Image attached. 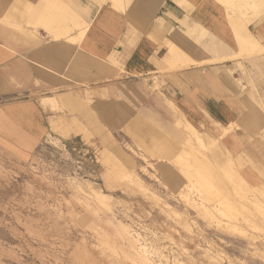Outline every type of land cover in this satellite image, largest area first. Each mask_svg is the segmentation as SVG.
Wrapping results in <instances>:
<instances>
[{"label": "crops", "instance_id": "obj_1", "mask_svg": "<svg viewBox=\"0 0 264 264\" xmlns=\"http://www.w3.org/2000/svg\"><path fill=\"white\" fill-rule=\"evenodd\" d=\"M39 1L0 0V151L31 159L44 142L53 146L50 119L67 108L107 147L115 140L99 121L113 124L121 113L145 121L160 115L162 132L181 143L180 112L264 169V13L230 25L216 0H58L85 26L80 39L76 29L70 33L71 43L52 39L38 22L26 26ZM237 37L253 41L252 53L236 61L242 68L226 60L239 51ZM154 80L165 101L153 98L156 110L134 114L125 104L146 103ZM89 103L103 105L105 115Z\"/></svg>", "mask_w": 264, "mask_h": 264}, {"label": "rangeland", "instance_id": "obj_2", "mask_svg": "<svg viewBox=\"0 0 264 264\" xmlns=\"http://www.w3.org/2000/svg\"><path fill=\"white\" fill-rule=\"evenodd\" d=\"M232 3L220 4L235 13L234 20L244 8L241 1ZM241 22L247 24L245 18ZM160 91V82L154 80L146 85V103L125 106L136 115L144 106L156 110L151 100L163 103L166 99ZM126 114H116L113 124L99 121L129 157L125 165L113 155L114 148L99 144L96 132L68 108L50 119L54 147L44 142L31 159L27 153L18 157L8 152L15 160L0 151V264H177L172 262L175 259L182 264H264V217L254 209V218L234 213L237 218L231 219L236 224L225 217L217 226L203 220L181 198L189 193V184L186 179L177 181L173 172H182L180 162L158 150V139L179 148L176 154L204 172L211 184L220 182L228 200H236L231 186L238 184L236 191L258 201L263 210L264 180L258 172L264 169L247 165L244 155H239L244 167L234 161L235 169L223 155L220 161L212 160L210 150L215 142L222 144L223 136L211 137L204 126L192 125L203 146L193 137L195 144L190 146L186 130L181 143L162 132L160 115L136 130ZM179 114V121H184ZM77 133L81 139H74ZM189 149L197 151V158ZM239 175L246 183L238 181ZM254 185L262 186L263 193ZM187 197L198 201L196 193ZM232 199L229 202L237 204ZM232 225L238 226L237 232L229 229Z\"/></svg>", "mask_w": 264, "mask_h": 264}, {"label": "bare ground", "instance_id": "obj_3", "mask_svg": "<svg viewBox=\"0 0 264 264\" xmlns=\"http://www.w3.org/2000/svg\"><path fill=\"white\" fill-rule=\"evenodd\" d=\"M216 1L223 3V4H227L228 7H229V5H232L233 4L232 2H234V1H235V3H236V1L237 2L241 1L243 8H244V12H242L239 16L242 18L247 16L248 19L252 20V21L258 19L264 13V0H226V1L225 0H216ZM224 8L226 10V6ZM226 12H227V18L229 19V20L228 19L227 20L230 22L232 21L231 23H233L232 19L234 18L235 13L233 12V14H232V12H229L228 9L226 10ZM17 20H18V17H17L16 21ZM36 22H38V24H40V26L44 27V29L49 34L52 35V39L64 38L66 41L71 42V43H74L76 41V38H74L73 36L70 35V33L73 30L76 29L78 31L77 39H80L82 37L83 32L85 30L84 29L85 26H83V24H82L83 22L81 23L79 21V19L76 17V15H74L69 9H67L64 5H62L58 0H40L39 4L36 7L32 8L29 19H28V21H26L25 24H26V26L27 25L30 26V24H31L32 26L36 27V24H34ZM12 24H14V23H12ZM16 26H18V25H16ZM11 28L15 29L14 27H11ZM33 30L34 29H31V31H33ZM236 42L238 44L239 51L237 52L236 55L228 57L226 60H230L232 62H235V66L242 68L241 64L239 62H236V61L244 53H247L248 55H250L252 53L249 47H251V43L253 41L251 39L243 40V39H241V37H237ZM245 56H247V55L245 54ZM169 62H171V61L168 60V63ZM213 62H215V61L214 60L209 61V63H213ZM193 63H195V62H193ZM168 69H170V68H168ZM228 73H229V71H228ZM230 74H231V72H230ZM57 104L60 106L61 109H63V107L61 106V104L59 102ZM89 107L91 110L93 109V111L99 115H101V112L106 111V108L101 104L97 105V104L89 103ZM118 111H120V110H118ZM128 116H129V119L133 121L132 126H134L136 128V130H139V128H141L143 126V123L145 122L144 119L140 118L139 116H130V115H128ZM176 126L182 130L184 129L183 131H185V130L187 131V135H189L188 136L189 138H188L186 143H188V145H190V143L195 144L194 141L191 140V137H193V138H195V141L198 143V145H200L201 147L203 146L202 142L199 139V136L197 134L198 132L195 131L196 128H194L192 126V124L189 123L186 119L184 121H182V120L178 121ZM158 140H160V142L158 144V150H161L166 158L176 157L177 161L180 162L179 164L182 168V172H180V173L179 172L178 173L173 172V175H175L177 181L182 182L184 179H186V181L189 184L188 186H186L187 192H189V193L185 194V196H183L181 198L184 199L185 203L189 207L196 209L197 214L199 216H201L203 218V220L209 222V224L215 223L217 226V225H219L220 220H222V217H225V219L226 218L231 219V217L234 216L235 214L237 216L238 215L242 216L243 214L244 215L246 214L244 217H246L248 215L250 218H252L253 217L252 210H254V209L258 212V214L261 217H264V210H263L262 204L259 203L260 204L259 205L257 203L258 201L256 202L255 200L254 201L256 203H254L253 200H251V199L249 200V199L245 198L244 195H240V193H238V191H236V189H237L235 187L236 184L231 186L232 187L231 190L235 191V193L238 194V195L236 194V196H235L236 200H234V198L233 199L231 198L232 200L237 202V204H234V202L233 203L229 202V200H231V199H229V200L227 199V197L229 198V196H227L228 193L223 188V186L221 187L220 182H216V186H215V184H211L208 180H206L204 172L202 174L200 171L197 170V167L193 168L190 164L187 163V161H186V159H184V157H181L180 154H178V153L176 154V151L180 150L179 148L178 149L177 148L172 149L171 147L168 146V144L166 143V140L161 139L160 137ZM218 142H215L213 144L214 146L210 150V151H212L211 152L212 156H210V158L212 160L220 161V159L222 158V155H223L224 159L227 160L226 163H228L229 166H231V169H235L236 165L234 164L235 163L234 161H238L239 163H241L242 162V156L238 155L236 158H234L228 152V149L224 148L222 146V144L217 145ZM132 143L134 144V142H132ZM109 147L114 148L113 155L122 164L125 165L129 159V157L126 154H124V152L121 150V148H119L117 145L112 144ZM135 147L138 148V146H135ZM189 152H190V155H192L194 158H197L196 157L197 151L196 152L194 150L190 151V149H189ZM243 162H242V165L244 167ZM159 163H162V160H159ZM163 164L165 165V167L168 166V164H165V163H163ZM203 171H205V170H203ZM258 177H261V176L259 175ZM238 181H240L241 183H246V181L242 180L240 175L238 177ZM230 182H232V180H230ZM254 187H255L254 189L259 190V188L262 186L254 185ZM224 191L226 192V194L224 193ZM262 191L263 190H261V192ZM95 193L99 198L106 199L105 196L99 194L98 192L95 191ZM190 193H196V195H197L196 198L198 199V201H196L195 199L191 200L189 197H187ZM224 195L227 197H225ZM261 195H260V197H261ZM254 198H255V196H254ZM249 217H246V218H249ZM235 218H237V217L234 216V218H232V219L236 220ZM232 219L230 220V222L234 221ZM260 220H262V219H260ZM230 222L228 224H230ZM249 222L250 221H248V223ZM233 223H235V222H233ZM234 225H232V227L229 228L230 230H232V232H235L237 230L236 229L237 225L236 226H234ZM162 257H164V256H162ZM125 259L126 258H124V260ZM172 262H175L177 264H182L181 262L178 263L176 261V259H175V261L173 260Z\"/></svg>", "mask_w": 264, "mask_h": 264}]
</instances>
